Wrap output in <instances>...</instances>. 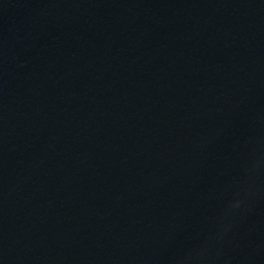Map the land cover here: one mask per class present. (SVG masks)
<instances>
[{
  "label": "water",
  "instance_id": "obj_1",
  "mask_svg": "<svg viewBox=\"0 0 264 264\" xmlns=\"http://www.w3.org/2000/svg\"><path fill=\"white\" fill-rule=\"evenodd\" d=\"M0 264H264V0H0Z\"/></svg>",
  "mask_w": 264,
  "mask_h": 264
}]
</instances>
